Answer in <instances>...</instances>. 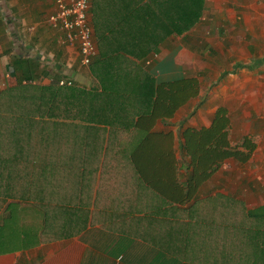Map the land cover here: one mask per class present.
I'll use <instances>...</instances> for the list:
<instances>
[{
    "label": "crops",
    "instance_id": "crops-1",
    "mask_svg": "<svg viewBox=\"0 0 264 264\" xmlns=\"http://www.w3.org/2000/svg\"><path fill=\"white\" fill-rule=\"evenodd\" d=\"M227 1L239 6L238 17L250 15L251 19L256 20L259 36L253 40L264 42V0ZM53 2L0 0V23L4 26L0 27L2 90L16 84L11 74V61L15 57L32 62L37 67L32 85L45 86L52 79H57L82 89L97 86L88 67H80L76 48L60 46L56 39L57 32L46 26L45 19L52 12ZM205 9L208 8L205 6ZM241 23L246 30L245 20ZM227 28L223 27L224 34L229 32ZM259 45L247 43L246 47H264V44L262 47ZM205 46L209 49V45ZM171 50H159L156 56L140 63L141 67L150 71L156 83L185 78L180 75L176 58L189 53L191 60V52L180 48L177 54L172 52L171 57ZM221 53L227 57L231 69L217 79V97L221 98L218 104H199L192 107L191 111L187 108L189 104H185L174 110L170 118L155 121L145 117L137 121L136 116H127L129 121L112 131L109 138L112 144L141 143V147L132 155L139 173L128 163L129 151H126L125 154L107 155L106 162L97 170L89 166L74 170L72 175L84 178L85 185L80 182L81 179H75L71 186L72 194L63 191V170L55 168L51 172V180H41L44 177L41 172L34 174L40 178L31 184L32 191L26 189L23 199H8L4 207L14 203L25 209L31 206L45 208L42 202L46 201L47 194L57 191L60 193L57 201L70 198L68 205L72 208L73 222L69 230L73 233H66L62 228L64 232H60L57 239L47 241L40 235L38 239L32 240L30 212L26 210L23 234H27V242L17 245L18 251L0 256V264H239V240L234 242V236L241 231L239 209H245L244 212L261 207L264 202L246 205L232 198V195H227L223 187L215 183L211 185L209 181L217 177L223 165L231 163L235 168H251L253 183L249 181V185L252 193L264 187V180L261 184L260 178L264 177V148H259L246 130L252 125L251 121L261 122L258 128L264 129V98L261 106L263 111L257 112L249 105L236 107L227 103L234 99L237 91L245 88V81L254 82L253 87L257 85L256 90L262 91L264 97V53L256 56L248 54L251 53L249 51L244 59L235 57L234 48H231L230 55L225 48ZM240 76L243 77L242 82L236 80ZM220 109L226 112L223 116L226 130L223 132L229 147L237 146L249 137L255 149L244 164L224 160L219 169L199 187L197 199L180 205L173 199L182 190H179L178 185L184 184L187 179L190 170H187L185 162H190V158L188 154L179 152L177 147L184 143L188 129L198 131L208 128ZM125 110L146 111L144 106L136 104L125 105L122 111ZM198 113L201 117L196 116ZM206 118L208 121L205 124L203 121ZM240 121L245 122L246 131L242 137L239 135ZM99 128L108 130V126L102 124ZM145 134L150 137L146 143L142 140ZM169 146L172 151L167 153ZM35 172L29 165L17 174L26 176ZM161 194L167 201L155 200L154 197ZM28 196H33L34 200H28ZM216 196L230 197L232 200H216ZM256 196L260 195L257 193ZM186 209L187 216H179ZM33 242L35 245L31 246Z\"/></svg>",
    "mask_w": 264,
    "mask_h": 264
},
{
    "label": "trees",
    "instance_id": "trees-1",
    "mask_svg": "<svg viewBox=\"0 0 264 264\" xmlns=\"http://www.w3.org/2000/svg\"><path fill=\"white\" fill-rule=\"evenodd\" d=\"M203 8L204 0H89V22L97 50L96 59L88 66L97 83L92 88L59 86L57 79L45 86L32 85L37 67L17 57L11 61L16 84L0 91V256L18 251L16 246L27 242V234H23L26 210L30 212L32 240L40 235L47 241L57 239L64 232L62 228L73 233L69 230L73 222L70 198L57 201V191L47 194L42 202L45 208L25 209L14 203L4 207L8 199H23L26 189L32 191L31 184L40 178L34 174L41 172V180H51L55 168L63 170V191L72 194L75 179L85 185L84 178L72 175L74 170L88 166L97 170L107 155L126 151L128 163L139 173L132 155L141 143L112 144L109 138L129 121L127 116H136L137 121L142 117L153 121L170 118L174 110L198 98L195 78L156 83L140 63L156 56L168 38L182 40L187 36L199 23ZM130 104L144 106L146 111H122ZM225 113L220 109L206 129H188L184 143L178 146L179 152L190 158L185 162L190 170L187 179L178 185L182 190L173 199L180 205L197 199L199 187L224 160L244 164L255 149L247 137L229 147L223 132ZM101 124L108 130L99 128ZM142 140L146 143L150 137L145 134ZM171 151L169 146L167 153ZM29 165L35 173L17 174ZM32 197L26 198L32 201ZM154 198L167 201L163 194ZM243 210L238 212L241 231L234 234V242L239 240V264H264V205ZM181 212L179 216H187V209Z\"/></svg>",
    "mask_w": 264,
    "mask_h": 264
},
{
    "label": "rangeland",
    "instance_id": "rangeland-1",
    "mask_svg": "<svg viewBox=\"0 0 264 264\" xmlns=\"http://www.w3.org/2000/svg\"><path fill=\"white\" fill-rule=\"evenodd\" d=\"M205 6L208 9H205ZM237 9H239V6L231 1L204 0L202 17L194 29L182 40L175 36L168 38L166 40V45L162 48V50H171V47L175 44V49L173 47L170 51L171 57L172 52L177 54L180 48L188 50L192 54L191 60L188 55L189 53H186L185 56H177L176 58V64L179 66L180 75L185 78H195L199 83L198 98L188 103V111H191L193 109L192 107L199 104L216 105L221 101V98L217 97V79L223 73L229 72L231 69L227 57L225 54L223 55L221 53L224 48L225 50H228L229 55L231 54V48H234L237 54L235 57L240 59H244V56H246L249 51H251V53L248 54L256 56H260L261 53H264V47H262L264 42L253 40L255 36H259L257 34L258 31L256 30V27L258 26L256 20L251 19L250 15L243 18L238 17L239 15L237 16L236 14H239L240 12L237 11ZM242 20H245L244 24L246 30L241 23ZM0 27L4 26L0 23ZM223 27H228L227 30L230 29L229 32L224 34ZM234 27L236 29L232 30L231 28ZM171 42L173 43L171 44ZM247 43L251 46L254 44H260L259 46L262 48H247ZM204 44L209 45V49H207V46ZM206 50H209V52H206ZM236 80L242 82L243 77H237ZM246 83L247 85L245 88L241 91H237L234 99L227 103L234 104L236 107H245V105H249L250 108L254 107L256 112L262 110L261 106L263 105L264 98L262 96V91L256 90V84V87H253L254 82L245 81V84ZM260 89L262 90L263 88L260 87ZM196 116L201 117V114L198 113ZM207 121L206 118L203 122L206 124ZM251 123L252 125L246 129L248 135L253 141H256V145L259 146V148H264V129L258 128L259 125H261V122L256 123V121H251ZM243 124L245 125V122L240 121L241 128L239 135H241V137L246 131ZM255 127L258 129H253ZM258 133H260L261 137ZM247 138L249 139V137ZM250 169L248 170L247 167L242 166L235 168L233 167V164L227 163L221 167L217 177L209 181V184L214 185L215 183L216 185L223 187L227 195H232V198H237L246 205L251 203L257 204L259 202L263 203L264 187L257 192L258 195H260L258 197L256 196L257 193H252V191H250L251 185H249V181H251L253 175ZM260 178L262 184L264 177L262 176Z\"/></svg>",
    "mask_w": 264,
    "mask_h": 264
},
{
    "label": "built area",
    "instance_id": "built-area-1",
    "mask_svg": "<svg viewBox=\"0 0 264 264\" xmlns=\"http://www.w3.org/2000/svg\"><path fill=\"white\" fill-rule=\"evenodd\" d=\"M89 0H54L52 12L45 24L57 32L60 46L75 47L80 67H88L97 54L89 22ZM59 86H71L70 82L60 80ZM0 91L2 86L0 85Z\"/></svg>",
    "mask_w": 264,
    "mask_h": 264
}]
</instances>
